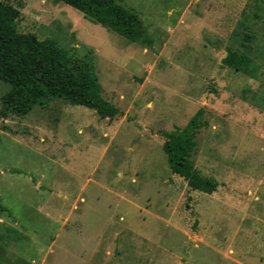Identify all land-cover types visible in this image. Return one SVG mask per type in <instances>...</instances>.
<instances>
[{
	"label": "rangeland",
	"instance_id": "obj_1",
	"mask_svg": "<svg viewBox=\"0 0 264 264\" xmlns=\"http://www.w3.org/2000/svg\"><path fill=\"white\" fill-rule=\"evenodd\" d=\"M0 1L20 32L89 60L120 111L54 99L0 116V264H264V0H123L151 48L57 0ZM245 34L255 78L222 65ZM200 109L193 161L212 194L163 149Z\"/></svg>",
	"mask_w": 264,
	"mask_h": 264
},
{
	"label": "trees",
	"instance_id": "obj_2",
	"mask_svg": "<svg viewBox=\"0 0 264 264\" xmlns=\"http://www.w3.org/2000/svg\"><path fill=\"white\" fill-rule=\"evenodd\" d=\"M57 1L132 43L152 47V37L140 13L123 0ZM19 17L17 7L0 1V81L9 85L1 97V118L11 114L26 116L36 106L54 99L92 109L101 118L113 120L120 114L116 106L104 100L98 75L89 60L76 56L53 38L40 39L34 33L20 32ZM249 39L245 34L241 49L228 47L222 65L255 78L257 67L246 44ZM203 114L200 109L185 127L163 132V149L173 174L185 180L192 190L212 194L217 183L202 176L193 161L196 139L204 125Z\"/></svg>",
	"mask_w": 264,
	"mask_h": 264
}]
</instances>
